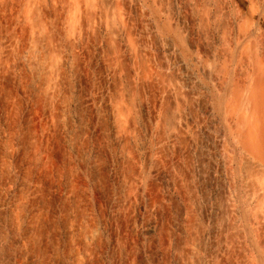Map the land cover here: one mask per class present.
<instances>
[{
  "label": "bare ground",
  "instance_id": "6f19581e",
  "mask_svg": "<svg viewBox=\"0 0 264 264\" xmlns=\"http://www.w3.org/2000/svg\"><path fill=\"white\" fill-rule=\"evenodd\" d=\"M52 98L59 183L25 116ZM125 253L264 264V0H0V264Z\"/></svg>",
  "mask_w": 264,
  "mask_h": 264
},
{
  "label": "rangeland",
  "instance_id": "374dc122",
  "mask_svg": "<svg viewBox=\"0 0 264 264\" xmlns=\"http://www.w3.org/2000/svg\"><path fill=\"white\" fill-rule=\"evenodd\" d=\"M13 14V12L11 11V10H9L8 12H7V14L5 13L4 14V21L5 22H7L8 21V23H7V25H8V31H6V30H3V29H6V28H4V27H2L3 29H1L2 31H5L6 33H7V35H8V37L10 38V39H12L13 40V42H15V41H17V37L19 36V34L21 33V31L25 28V27H23V26H26V24L28 23V21L27 20H25V18H24V14L23 13H20V14H18L17 12L15 13L14 12V14ZM23 16V17H21V16ZM10 20H7V18ZM19 17V18H18ZM6 18V19H5ZM21 19H22V21H21ZM16 20H19V21H16ZM26 22H25V21ZM14 21V22H13ZM25 23H24V22ZM13 22V25L11 24ZM17 22H19L18 23V25H16L17 24ZM15 24V25H14ZM30 25H33V22H30L29 23ZM38 27V26H37ZM37 27H35L37 30H38V28ZM16 37V38H15ZM14 49L16 50L17 48L16 47H14ZM13 49V51H15ZM3 58H5V59H7L6 57H3ZM7 65V64H6ZM82 68V67H81ZM80 68V69H81ZM82 71H85L86 70V67H85V69L84 68H82L81 69ZM81 71V74L83 73ZM89 72H90V70H88L87 69V71L85 72V73H83L84 74V76H83V74H82V76H83V82H85L86 81V79H87V83H89L90 85L89 86H91V87H93V85L95 84L93 81H92V79H94L93 77L95 76V74H93V77H90V76H92V74H89ZM92 72V71H91ZM90 72V73H91ZM93 73V72H92ZM88 74V75H87ZM90 80V81H89ZM85 82V84H87ZM92 82L94 83V84H92ZM81 88V87H80ZM81 90H83L84 91V89H81ZM7 94H8V96H7ZM11 93L10 92H8V93H6V94H4V99H5V101L7 100L9 103L12 101V95H10ZM6 97V98H5ZM10 99H9V98ZM11 100V101H10ZM53 100H54V102H53ZM7 101H6V103H7ZM53 103H52V102ZM51 101H50V103L48 104H46V105H48V106H46L47 108H45V106L44 107H42L41 106V104L39 105V103H38V105H37V103L36 102H34L35 103V105H34V103L32 104V103H28V107H27V111H26V117L28 118L29 117V120H30V128L29 129H32V130H34L33 132H32V130H31V132H32V134L33 133H36V134H34V135H36V136H34L35 137V139H39V140H37V142H36V140H35V143L36 144H38V145H36V146H39V144H40V148H41V151H42V157L43 156H45V157H43L44 158V160H42L41 161V167H42V165L43 166H46L45 168L48 170V167H49V170L47 171L46 169V172H47V175L49 176V171H50V173H52V176L53 177H55L56 178V180H54V178H52L53 179V181H55V182H57V183H59L60 181V178H58L57 176V174H56V172H57V170H58V173H59V175H60V171L61 170H59L61 167H59V165H61V161L60 160H62V158L61 157H63V159H64V161H70V158H69V156H68V154H65V153H67V150L66 151H64L65 150V148L63 147V145H61L62 143H59V140H61L62 141V139H60L59 137H61V135L60 136H57V135H59L58 133V131H59V127H60V119H59V116H60V112L58 111V109H57V101L54 99V98H52L51 99ZM23 102V101H22ZM26 105V103H25V101H24V103H23V105ZM51 104V105H50ZM24 105V107H26ZM35 106V107H32V106ZM38 106V107H37ZM51 106L53 107V113L50 111V109H51ZM33 108H35V109H33ZM50 108V109H49ZM54 108H56V109H54ZM33 109V110H32ZM42 109V110H41ZM41 110V111H40ZM44 110V111H43ZM49 111H50V113H49ZM55 111V112H54ZM33 114H32V113ZM31 113V114H30ZM29 114V115H28ZM50 114V116H49V118H48V115ZM36 115V116H35ZM32 116V117H31ZM38 117V118H37ZM46 117H47V119H46ZM32 119V120H31ZM53 119H54V122H53ZM29 123V122H28ZM45 123V124H44ZM47 123V124H46ZM54 123V124H53ZM50 124V125H49ZM59 124V125H58ZM44 126V127H43ZM39 127V128H38ZM57 127V128H56ZM55 128V129H54ZM45 129H47V130H45ZM48 129H50V130H52V131H50V130H48ZM57 129V130H56ZM50 133V134H48V133ZM54 132V133H53ZM56 133H57V135H56ZM38 134V135H37ZM43 134V135H42ZM61 134V133H60ZM41 136V137H40ZM44 136V137H43ZM37 137V138H36ZM43 137V138H42ZM46 138H47V140H46ZM62 138V137H61ZM42 139V140H41ZM39 141H43L42 143L40 142L39 143ZM52 142V144H51V142ZM49 142V143H48ZM53 143H54V145H53ZM57 143V144H56ZM61 145H59V144ZM48 144H49V146H48ZM56 144V145H55ZM48 146V149H47V151L49 152V151H52V155H48V152L46 153V149H44V147L46 148L47 146ZM51 145H53L52 146V149H51ZM50 147V148H49ZM58 147H60V148H58ZM56 149H57V152H58V155H56L57 154V152H56ZM61 149V150H60ZM64 149V150H63ZM59 150V151H58ZM64 151V153H63V151ZM60 151H62V154L63 155H61V157L59 156V153H61ZM44 153L45 154H47V155H44ZM54 153V154H53ZM49 154H51L50 152H49ZM64 154H65V157H66V155L68 156L67 157V159L64 157ZM54 155V156H53ZM54 158V160L56 159L57 160V162L56 161H54L53 160V158ZM56 156H59L60 157V159L58 158L57 159V157ZM51 157V158H50ZM46 158V159H45ZM47 161V162H46ZM68 161V162H69ZM46 162V164H43V163H45ZM57 164H55V163ZM57 166L59 167V169H57ZM43 168L44 167H42L41 168V171H43ZM44 170V171H45ZM43 171V172H44ZM53 171H54V175H53ZM69 171V170H68ZM45 172V173H46ZM50 176H51V174H50ZM58 178V179H57ZM51 179V178H50ZM51 179V180H52ZM104 178H102V180H103ZM59 181V182H58ZM104 181V180H103ZM107 182L106 181H104V183L103 184H106ZM109 183H107L106 185H107V187L108 186H110L111 184H109ZM106 185H105V187H106ZM156 185V184H155ZM154 186V185H153ZM152 185H151V189H152V187H153ZM157 186V185H156ZM156 186H155V188L154 189H150L149 188V190L150 191H152V195L150 196L149 195V197H148V202L150 201L151 202V204H154V203H152V201L153 202H156V201H160L159 200V198L161 199V197L159 196V195H161V193L159 194V189L158 188H156ZM148 190V191H149ZM154 190H156V191H154ZM157 191H159V192H157ZM118 192V189L116 190V193ZM154 192V193H153ZM155 192H157V194L155 193ZM149 194H151V192L149 193ZM154 194V195H153ZM159 194V195H158ZM155 197H157V199L155 198ZM64 198H65V196L63 197V200H61V204H64L65 203V201H64ZM156 200H155V199ZM155 200V201H154ZM117 208H114V210H116ZM116 212H118L117 210H116ZM149 214L147 213L146 215H145V217L147 216V217H149L148 216ZM146 217V218H147ZM121 220V219H120ZM117 221H118V219H117ZM117 221H114L113 223H115V225H113V227H114V229H115V232H117L116 234H118V231H116L120 226H118L120 223H121V221L120 222H117ZM116 222L117 223H119V224H117L116 225ZM118 227V228H117ZM117 228V229H116ZM121 229V227L119 228V234H118V236H119V239H120V241H119V243H121V244H126V242H128V241H130V242H132V240H129L131 237H126L125 238V240H126V242L124 241V243L122 242V236L123 237H125V235L124 234H121L122 233V231L120 230ZM131 235V234H130ZM121 237V238H120ZM133 239V238H132ZM133 243H134V241H133ZM127 245V244H126ZM129 245V244H128ZM127 245V246H128ZM136 246V245H135ZM134 245H132L131 244V246L129 245V248L128 249H131L130 247H133L132 249H134V252L137 250H135V247ZM164 246V250H166V245H163ZM135 247V248H134ZM163 248V247H162ZM119 249V248H118ZM132 249L130 250V251H132ZM113 248H111V251H112V253H114L115 255L114 256H116L117 255V251L118 250H114V251H116V252H113ZM133 252V251H132ZM133 252V253H134ZM128 254L127 253H125L124 254V257H123V261H122V263L123 264H126L129 260H131L130 258H128L129 257V255L127 256ZM127 256V257H126ZM129 259V260H128ZM127 261V262H126ZM130 262V261H129ZM128 262V263H129ZM127 263V264H128ZM131 263V262H130ZM129 263V264H130ZM113 264V263H112ZM115 264V263H114Z\"/></svg>",
  "mask_w": 264,
  "mask_h": 264
}]
</instances>
